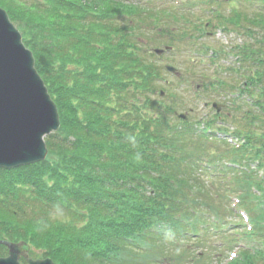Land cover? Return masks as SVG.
Returning a JSON list of instances; mask_svg holds the SVG:
<instances>
[{"label":"trees","instance_id":"16d2710c","mask_svg":"<svg viewBox=\"0 0 264 264\" xmlns=\"http://www.w3.org/2000/svg\"><path fill=\"white\" fill-rule=\"evenodd\" d=\"M170 1L0 0L59 115L58 130L44 137L43 161L0 168V233L37 249L38 257L54 264H199L208 255L194 247L205 242L207 224L221 241L214 251L219 264L234 248L222 264H264V10L249 11L264 0H242L249 16L211 7L226 0H199L223 32L251 39L228 52L203 43L198 49L212 65L226 53L239 63L225 70L243 79L238 91L257 112L252 119L247 109L234 116L238 125L230 134L242 141L238 146L211 131L227 134L217 121L229 114L202 119L198 133L201 120L174 116L193 110L202 90L224 94L231 87L216 76L204 81L205 74L194 83L191 71L173 74L176 83L165 76L160 60L169 62L172 50L164 52L170 57L155 55L152 35L173 48L190 41L175 39L174 28L195 22L175 17L195 0ZM181 84L183 91H172ZM162 88L166 99L153 100ZM232 102L239 105L233 98L227 105ZM187 132L217 145H186ZM231 195L233 208L247 214L248 230L222 231L233 218L225 202Z\"/></svg>","mask_w":264,"mask_h":264},{"label":"rangeland","instance_id":"374dc122","mask_svg":"<svg viewBox=\"0 0 264 264\" xmlns=\"http://www.w3.org/2000/svg\"><path fill=\"white\" fill-rule=\"evenodd\" d=\"M170 2H172L173 5L176 4L173 1H170ZM231 2L227 0L226 2H223V3L220 2L218 5L212 4L211 7L214 8V10H218L219 13H221L223 15H226L228 13L229 8L237 9V10H241V11L249 9L247 5L243 4L242 0H241V2L239 0L234 1L232 3ZM259 4H261V3L257 4L255 2V5H257L256 8L255 9H249V11L253 12L256 10H260V9L264 10V5L262 4V6H261ZM157 6H159V5H157ZM165 6H168V5H165ZM251 6L255 7L254 5H251ZM207 7H208V5L205 6L203 2H198L195 6L191 7L190 10H189V8H186L184 10H181L179 12L180 14H178V13L175 14L176 15L175 17H180V18H184V19H185V17H188L187 19H192L195 21V22H193L192 25H190V27L185 28V26L184 27L183 26L182 27L176 26L174 28V31L176 33L175 39H178L181 37L180 35H183L184 37L188 36L190 41L187 40L186 43L183 40H181L179 42H175L174 43L175 46L171 49L172 50L171 53H169V54H171V57L167 53L162 54L163 56H165V55L169 56L170 61L166 62L165 59H162V60H160V62H162L160 65L167 64V63H176L178 65V67L177 66L176 67H177V69H179L178 72L181 73L180 76H185V75L187 76L189 74V72L191 71V74L189 75V77H191L193 80H195L194 83L198 82L201 74H205V78H203V80L207 81V82L213 81L214 76H216L217 78H220L222 80H225V82H228V85H230L231 88L226 89V91L223 92L224 94L215 93L211 90H209V91L202 90V92L200 93L201 98L199 99V101L197 103H194L191 105L193 107V110H191L189 112V109H186V110H181L178 113H185L187 118L190 120H199L200 118L206 119V118L210 117V115L212 114V110L210 109V105H211L210 103H212V102L220 103L223 105V107L220 108V113L222 115L229 114V116L223 117V119L218 120V123L221 127H226V128L231 130L234 127H237L236 125H238V124H235L233 121L234 116H237V117L244 116L245 110L247 109L246 118L248 117V119L249 118L252 119L253 113L257 112L256 111L257 108L254 107L253 105H251L250 107H247L248 103H249V101H247V97H245L244 94H240L238 91V86L243 81V79L242 78L236 79L235 74L233 72H231V71L227 72L225 70V68H227V67H237L239 63L238 62L236 63V61H235L236 57H234L232 55H228L226 53V54H223L222 56H219V58L216 60V65H212L209 63L208 54L201 53L198 51V49L202 47L201 43H203V45H209L212 49L217 50L220 48H224V52H228L234 46L240 45V44L244 43L243 41H246V40L251 41V39L246 38L244 35L236 34L232 31H230L229 33L223 32V30H221V28L217 26V22L215 21L214 16H213L214 13L211 11L212 8H210V7L207 8ZM257 7H259V9H257ZM159 9H160V7L156 8V10H159ZM249 11L247 13L248 16L250 14ZM253 13H256V12H253ZM260 13H262V12H260ZM170 14L166 13V16L170 15ZM154 15L155 14H153V12L150 14L148 13V16H154ZM208 19L210 20L209 22H208ZM179 29H180V31L177 33L176 31H178ZM199 29H201V31ZM145 32L148 34H151L150 28H146ZM203 33H204V35H203ZM152 36L157 39L155 45H154V43H152L153 46L157 45L158 47H163L164 43L167 42L166 38L163 39V37H158L156 35H152ZM191 36L196 37L195 43H193ZM197 36H199V39H197ZM191 46H193V48H190ZM209 51H211V50H209ZM194 59L195 60L198 59V60H196V61H198V63L196 66L192 67L190 64V61H193ZM212 70H213V72H212ZM165 76L169 77L168 80H171L174 83H176L175 82L176 79L174 78L173 74L168 72V76L167 75H165ZM192 81H190V82L188 81V83H186V85L193 83ZM161 84H163V82H161ZM158 86H161V85H159V83H158ZM182 87H183V85L181 84L180 88L178 86H176V88L172 89V91H175L176 93L180 92L181 89L183 91ZM164 90H165V88L161 89V91H164ZM162 93L163 94L161 95V97L159 96L158 98H152V99L153 100H159L162 97H165L166 95L164 94V92H162ZM191 97H192V95H191ZM232 98L237 100L239 105L234 106L233 102H232V105L228 106L227 104H228V102H231ZM165 99H166V97H165ZM228 99H229V101H228ZM204 103H206L208 105L205 108L203 107ZM203 123L200 124L199 127L196 129L197 130L196 133H198L200 128H204L205 125ZM241 124H244V123H242V122L239 123V125H241ZM205 129H203V130L205 131ZM211 131H212V129H211ZM218 136L220 138L222 137V135H219V134H218ZM182 137L186 138V145H192L191 140L194 141L195 144H197V141L199 140V142H201L202 145H217L216 142H214V139H208V141H212V142H206L204 139L197 137V135L195 133L191 134L190 132H187L184 135H182ZM232 201L233 200L230 199L229 202H232ZM225 202H228L227 199H225ZM225 202H220L221 206L225 205ZM236 212H238V209H236ZM233 220L235 222H237V216H234ZM237 223H240V222H237ZM206 227H208L207 232H209V233L207 234L206 238H204V235H203V239L205 240V242L200 247H194V249L198 252H201L203 250V253L207 254L208 256H205L204 258L200 259L198 263L199 264H219L217 261V260H219L217 258L219 256L214 257L215 252L218 251V249L216 250V246L218 245L219 241L215 237V232H213V230H211V229L209 230L210 226H208L207 224L202 225V227H201L202 234H204ZM237 227H240V226H237ZM3 239H5L6 241L11 242V243H18V241H16L17 239H10L4 232L0 233V240L3 241ZM1 246L2 247H0V257H5V255L7 254V247L4 244H1ZM220 249L221 248H219V250ZM195 250H194V252H195ZM38 253H39V251H37V249H35L31 246L29 248V251H27L25 253L26 254L25 256L21 255L19 262L22 263V261L26 258V256L29 258H32V259H43V258H45V257H38ZM196 259L197 258L194 255L191 259H190V256H188V261L190 263L195 261Z\"/></svg>","mask_w":264,"mask_h":264},{"label":"water","instance_id":"95a60500","mask_svg":"<svg viewBox=\"0 0 264 264\" xmlns=\"http://www.w3.org/2000/svg\"><path fill=\"white\" fill-rule=\"evenodd\" d=\"M166 69L174 71L170 66ZM58 128L56 105L35 69L32 53L0 7V168L43 161L47 155L44 137ZM0 244L7 247V255L0 257V264H22L19 257L29 250L26 243L0 240ZM25 264L54 263L49 258L26 256Z\"/></svg>","mask_w":264,"mask_h":264}]
</instances>
